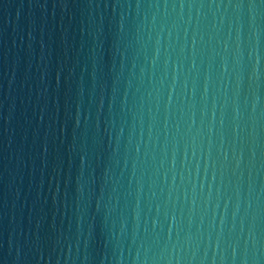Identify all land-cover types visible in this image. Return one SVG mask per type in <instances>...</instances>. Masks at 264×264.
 <instances>
[{
  "label": "water",
  "instance_id": "water-1",
  "mask_svg": "<svg viewBox=\"0 0 264 264\" xmlns=\"http://www.w3.org/2000/svg\"><path fill=\"white\" fill-rule=\"evenodd\" d=\"M0 264H264V0H0Z\"/></svg>",
  "mask_w": 264,
  "mask_h": 264
},
{
  "label": "clouds",
  "instance_id": "clouds-1",
  "mask_svg": "<svg viewBox=\"0 0 264 264\" xmlns=\"http://www.w3.org/2000/svg\"><path fill=\"white\" fill-rule=\"evenodd\" d=\"M237 7H239V6H237Z\"/></svg>",
  "mask_w": 264,
  "mask_h": 264
}]
</instances>
